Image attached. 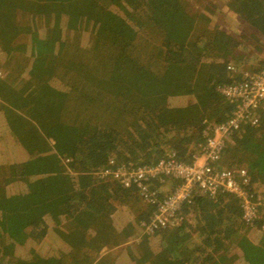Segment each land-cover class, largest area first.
<instances>
[{"label": "trees", "instance_id": "obj_1", "mask_svg": "<svg viewBox=\"0 0 264 264\" xmlns=\"http://www.w3.org/2000/svg\"><path fill=\"white\" fill-rule=\"evenodd\" d=\"M71 1L0 0V264H264V107L214 167L248 180L251 224L228 192L195 187L152 228L181 181L150 182L153 204L113 182L203 156L206 128L233 112L220 91L264 71V0ZM213 3L250 31L227 33L238 25ZM44 46L45 74L30 61Z\"/></svg>", "mask_w": 264, "mask_h": 264}, {"label": "built area", "instance_id": "obj_2", "mask_svg": "<svg viewBox=\"0 0 264 264\" xmlns=\"http://www.w3.org/2000/svg\"><path fill=\"white\" fill-rule=\"evenodd\" d=\"M220 93L233 106V112L226 123L206 128L203 156L195 158L191 166L169 159L160 161L154 167L120 168L114 174L113 182L124 189H136L143 204H153L155 201L156 193L148 186L150 182L162 184L163 179L169 178L181 181V185L158 206L157 214L152 219V228L170 227L176 220V213L191 197L195 187L210 196H214L218 189L228 192L241 204L242 222L247 225L252 223L257 206H254L252 197L245 190L248 180L241 178L242 181L237 182L232 174L217 172L214 167L219 163L232 135L239 133L245 126L257 125L256 113L264 107V71L246 83L224 88Z\"/></svg>", "mask_w": 264, "mask_h": 264}, {"label": "rangeland", "instance_id": "obj_3", "mask_svg": "<svg viewBox=\"0 0 264 264\" xmlns=\"http://www.w3.org/2000/svg\"><path fill=\"white\" fill-rule=\"evenodd\" d=\"M72 2V4H74L75 5V10L78 8H80V2H78V0H72L71 1ZM215 4V6H216V8H217V10H219L220 12H222V13H224V14H227V15H229L231 18H233V20L235 21V23L238 25V28L237 27H235L234 28V31H231V30H227V27H223L224 28V30L227 32V33H229V34H231V35H233L234 37L236 36V34L237 33H241V32H243V31H246V32H248V31H250L248 28H246V26L245 25H243L242 24V22H240L236 17H234L231 13H229L228 12V10H227V8H225V7H223L222 5H218V4H216V3H213V5ZM30 5V3H28V6L26 5V7H25V9H27L29 12H30V10H34V8L32 7H30L29 6ZM57 5V4H56ZM83 9H84V6H83ZM209 10H211V8H209ZM36 12H37V10L35 9V14H36ZM205 15H206V17L208 18V19H210V18H212V16H210L209 14H208V12H205L204 13ZM37 15V14H36ZM42 15L43 14H39V16H37V18L39 19V23L41 24V21L43 22V21H45V19H42ZM110 25H111V20L108 22ZM31 26H32V28L33 27H35V28H38V33H40V34H42V30H41V26L39 25L38 26V23H37V21H35V18L33 19H31L30 20V22H29V25H28V30H27V34H28V31L30 30L31 32H33V29L31 28ZM36 50V52L34 53V55H31L30 56V61H33V62H35L36 64H35V66L36 67H41V68H43V71H42V73H46L47 72V70H48V68H50L51 67V64H50V59H51V55H52V53L46 48V46H44L43 48L41 47V48H38V49H35ZM77 73L78 72H76V71H73L72 73H71V75L69 76V78H75L76 77V75H77ZM80 83H84V84H86L88 87H89V85H90V80H91V78L90 77H86V76H82V77H80ZM28 84H26V88H28L29 86H27ZM199 85V84H198ZM196 86V85H195ZM25 88V89H26ZM31 90V89H30ZM43 94V93H42ZM37 98L38 100V102H41V99L43 98V96L42 95H40V93H37L33 98ZM47 102V101H46ZM42 103H43V101H42ZM5 106H6V109H7V111H11L12 110V105H10V104H5ZM21 110H19V112H20ZM22 114V113H21ZM23 115V114H22ZM117 216V218H118V215H116ZM116 221V220H115ZM111 245H113V242H112V244ZM100 246V245H99ZM99 250H100V252H101V254L104 256L105 255V249L103 248H99ZM102 260V259H101ZM101 260H99V261H101ZM263 262H264V257H263ZM262 262V263H263Z\"/></svg>", "mask_w": 264, "mask_h": 264}]
</instances>
